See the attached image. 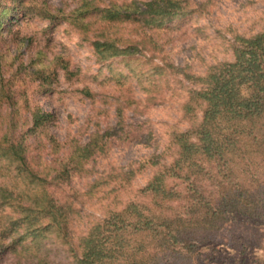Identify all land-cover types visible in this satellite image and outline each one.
<instances>
[{
    "label": "trees",
    "instance_id": "16d2710c",
    "mask_svg": "<svg viewBox=\"0 0 264 264\" xmlns=\"http://www.w3.org/2000/svg\"><path fill=\"white\" fill-rule=\"evenodd\" d=\"M191 4L78 0L67 8L48 0H0V41H15L16 51L26 57L13 62L9 77L0 73V264H193L199 243L229 214L264 224L263 29L250 36L236 34L234 59L212 65L198 78L201 86L189 89L184 113L194 120L190 128L173 132L170 164L160 166L129 201L108 208L75 241L78 189L71 185L76 177L93 175L88 164L107 155L110 139L124 128L119 122L95 130L86 142H75L60 155L65 144L52 131L56 116L31 104L26 85L37 82L43 92L53 91L60 71L73 79L82 69L72 68L62 54L48 56V42L27 60L33 37L13 27L19 16L63 21L88 32L96 24L120 22L161 27L196 11ZM97 31L80 43L86 41L99 61L141 52L138 43H126L104 28ZM163 66L151 69L165 73ZM119 175L114 183L110 174L88 180V193L111 184L113 189L130 185L135 170ZM55 247L65 252L67 262L56 259Z\"/></svg>",
    "mask_w": 264,
    "mask_h": 264
},
{
    "label": "rangeland",
    "instance_id": "374dc122",
    "mask_svg": "<svg viewBox=\"0 0 264 264\" xmlns=\"http://www.w3.org/2000/svg\"><path fill=\"white\" fill-rule=\"evenodd\" d=\"M48 1L72 8L78 0ZM191 8L196 11L161 27L120 22L96 24L88 32L67 22L24 16H19L13 27L21 36L33 37L27 60L48 42V56L62 54L72 68L82 69L73 79H66L60 71L53 91L43 92L37 82L26 85L31 104L56 116L52 131L65 144L60 155L68 153L75 142H86L95 130L117 127L119 122L124 128L110 139L107 155H98L88 164L93 175L76 177L71 185L78 189L75 241L91 222L103 218L108 208L129 201L160 166L170 164L175 156L173 132L190 128L194 120L184 113L189 89L201 86L198 78L212 65L234 59L236 34L250 36L264 29V0H192ZM99 28L126 43H138L141 52L134 57L99 61L86 41L80 43L97 35ZM16 45L10 39L0 41V73L6 77L26 58L16 51ZM156 64L165 65V73L151 69ZM85 89L91 95L82 91ZM130 168L135 170L130 185L113 189L111 184L98 188L96 194L88 193V180L110 174L115 176L114 183L122 170ZM206 237L199 243L193 264H259L264 257V224L255 217L231 213ZM55 248L56 259L67 262L65 252Z\"/></svg>",
    "mask_w": 264,
    "mask_h": 264
}]
</instances>
